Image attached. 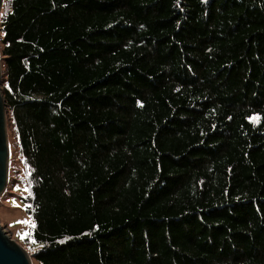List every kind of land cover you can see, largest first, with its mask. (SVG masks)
I'll list each match as a JSON object with an SVG mask.
<instances>
[{"label": "trees", "instance_id": "16d2710c", "mask_svg": "<svg viewBox=\"0 0 264 264\" xmlns=\"http://www.w3.org/2000/svg\"><path fill=\"white\" fill-rule=\"evenodd\" d=\"M0 43L32 260L264 264V0H4Z\"/></svg>", "mask_w": 264, "mask_h": 264}, {"label": "rangeland", "instance_id": "374dc122", "mask_svg": "<svg viewBox=\"0 0 264 264\" xmlns=\"http://www.w3.org/2000/svg\"><path fill=\"white\" fill-rule=\"evenodd\" d=\"M1 44V43H0ZM1 51V45H0ZM3 65V61H2ZM3 71V66H2ZM4 72V71H3ZM6 122L8 131V141L10 148V158L16 160V150H15V138L14 133L11 128V123L9 121L8 112L6 110ZM25 168L21 162L12 163L11 168L9 164V180L7 184L8 192L1 197L0 201V227L9 235V237L16 243L22 250L26 253V249L23 246V241L29 237L30 231L32 229L31 219L26 215L25 205L22 200L18 199L16 195H9L14 190L18 195H23L26 192V187L23 185L25 183V176L23 175ZM11 177H15L13 180ZM7 191V190H6ZM28 255V253H27ZM30 258V256L28 255ZM31 264H37L34 260L30 258Z\"/></svg>", "mask_w": 264, "mask_h": 264}, {"label": "water", "instance_id": "95a60500", "mask_svg": "<svg viewBox=\"0 0 264 264\" xmlns=\"http://www.w3.org/2000/svg\"><path fill=\"white\" fill-rule=\"evenodd\" d=\"M0 0V15L3 7ZM0 51V199L7 190L9 180L10 148L6 122V106L2 93L3 71ZM0 264H31L27 253L22 250L0 227Z\"/></svg>", "mask_w": 264, "mask_h": 264}, {"label": "snow or ice", "instance_id": "6c2138e0", "mask_svg": "<svg viewBox=\"0 0 264 264\" xmlns=\"http://www.w3.org/2000/svg\"><path fill=\"white\" fill-rule=\"evenodd\" d=\"M250 119H258V117H252V118H250Z\"/></svg>", "mask_w": 264, "mask_h": 264}]
</instances>
